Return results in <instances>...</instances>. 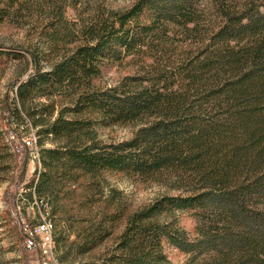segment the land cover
Segmentation results:
<instances>
[{"label": "trees", "instance_id": "16d2710c", "mask_svg": "<svg viewBox=\"0 0 264 264\" xmlns=\"http://www.w3.org/2000/svg\"><path fill=\"white\" fill-rule=\"evenodd\" d=\"M68 5L0 0V25L35 19L57 31ZM72 33L48 34L49 69L40 70L41 53H31L35 70L16 90L28 110L34 99L67 101L50 123L47 107L26 113L35 126L47 122L38 133L54 144L42 148L36 134L40 168L26 197L50 206L53 218L82 180L103 172L178 193L132 212L110 194L114 212L81 220L77 252L101 245L111 225L124 226L110 252L78 264H172L164 245L183 253L184 264H264V0H138ZM126 60L139 69L114 86L96 84L104 68ZM6 108L27 129L29 118ZM126 125L137 126L129 140L97 137V126ZM93 185L91 205L80 209L104 195L100 181ZM177 212L190 213L193 238Z\"/></svg>", "mask_w": 264, "mask_h": 264}, {"label": "rangeland", "instance_id": "374dc122", "mask_svg": "<svg viewBox=\"0 0 264 264\" xmlns=\"http://www.w3.org/2000/svg\"><path fill=\"white\" fill-rule=\"evenodd\" d=\"M137 1L69 0V5L64 9L62 17L64 27L57 31L45 29V22L35 19L5 22L0 25V264H38L36 256L27 253L23 247L21 225L22 222L31 225L36 224L39 212H43L41 207L37 208L34 203L32 205V202L26 197L29 193V189L26 188L27 184L33 180L31 164L26 162V155L19 146L16 147L17 149H12L7 144L8 131L14 128L16 130L31 129L37 134L41 132V128H44L47 122L35 126L33 119L26 113L31 112V109L35 111L47 107L48 112H52L50 123L67 104L63 98L54 96L49 99H34L29 104V110L22 108L16 98V90L21 82H24L35 70L36 66L32 61L31 53L35 51L41 53L39 67L40 70L46 71L49 69V63L44 60L43 54L47 51L46 39L48 34H53L57 38L68 36L74 39L75 35L72 32L78 27H82V24L92 23L98 16H104L106 12L127 10ZM74 45L75 43H72L67 47L71 48ZM130 63L126 60L120 65L107 66L102 70L101 77L96 81V84L100 87L116 85L124 76L139 69L134 63ZM7 105L12 109L15 108L19 112L16 114L22 118L25 119V116L29 118L27 129L21 125L23 122L20 119L11 118L12 115L7 110ZM17 123L19 126H15ZM136 130V125L97 126L96 134L98 139L105 143H119L129 140ZM39 140L42 148L54 147L50 137L39 134ZM94 181H100V185L104 187V195L102 198H93L95 203L92 206L87 207L86 205L80 209L79 207L87 204V202L91 205L89 201H85L92 197L91 190ZM94 181L82 180L78 190H75L74 197L63 203V208L66 211L52 213L55 253L50 264L93 262L110 252L114 247L117 235L124 226L123 221L117 227L116 224L111 225V227L109 223H106V226L113 229L112 235L86 254L77 252L80 239L76 236L86 224V222L81 223V220L90 221V216L96 220L97 217L105 213L112 214L114 212L113 208L109 206V197L113 192L118 193L124 200L127 205V212L142 209L160 197L178 194L164 185L143 183L120 173L103 172ZM33 199L35 200V198ZM174 218H176L178 226L193 238L195 223L190 213L177 212L174 214ZM166 220L162 218V221ZM164 253L172 264L185 263L186 256L169 245H164Z\"/></svg>", "mask_w": 264, "mask_h": 264}, {"label": "built area", "instance_id": "2783aa9c", "mask_svg": "<svg viewBox=\"0 0 264 264\" xmlns=\"http://www.w3.org/2000/svg\"><path fill=\"white\" fill-rule=\"evenodd\" d=\"M6 142L12 149L20 147L26 155V162L31 164L32 175L40 168L39 142L34 131L10 129ZM42 210L43 212H39L36 224L22 222L23 247L27 253L36 256L38 264H50L55 253L54 224L49 206L43 204Z\"/></svg>", "mask_w": 264, "mask_h": 264}]
</instances>
